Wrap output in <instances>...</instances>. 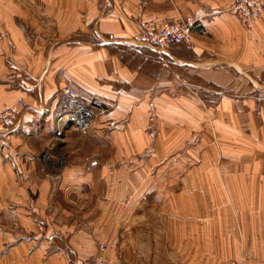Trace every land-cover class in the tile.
<instances>
[{"label":"crops","instance_id":"crops-1","mask_svg":"<svg viewBox=\"0 0 264 264\" xmlns=\"http://www.w3.org/2000/svg\"><path fill=\"white\" fill-rule=\"evenodd\" d=\"M229 2L0 0V70L3 75L0 79L5 80V69L9 67L32 73L45 70L51 64L61 79L56 81L57 77L38 73L44 84L57 85L58 81L64 84L63 71L72 70L77 74L64 73L70 83L92 85L85 89L108 97L110 90H104V80L110 78L113 67L110 52L104 45L109 42L107 37L120 44L131 43L138 22L144 18L159 21L178 15L194 16L196 22L191 28L190 45L170 44L166 48H155L157 50L151 54L163 55L173 77L197 88L195 94L182 88L171 99L196 103L195 109L185 108L183 103L175 104L181 108L182 123L195 117L197 130L203 131V140L206 134L209 136V156H203L205 151L202 154L198 150L197 154L202 161L198 169L202 164L212 166L213 180H224L212 195L228 196L230 203L238 208V214L243 216L245 228H256L259 223L263 227L264 15L246 28L226 12ZM137 5H142L141 11L137 10ZM45 22L53 26L46 29ZM78 32L94 33L100 44L92 47L89 43L68 39ZM48 36L55 41L61 38L72 43L52 45L44 56V38ZM52 54L54 59L50 61ZM114 66L119 71L113 74V82L127 81L136 87L140 75L137 70L115 61ZM165 73L168 75L167 69ZM172 82L175 81L165 84ZM202 85L213 87L216 101L213 106L206 107L203 103ZM165 92L152 100H161ZM14 96L16 93L8 84H0V107ZM128 96L126 98L124 93L116 99L113 114L132 111L136 115V101L144 99L138 100L141 94L137 90L136 96L134 93ZM163 100L168 101L167 98ZM146 113L148 116V111ZM28 114L32 115L25 112V119L29 118ZM67 115L58 118L59 129L66 127L71 132H84L92 123L87 119L89 122L86 120L81 127L78 124L82 122L70 118L75 123L67 125L68 118L64 119ZM209 116L212 120L207 118L209 122L205 124ZM21 121L7 137L3 138L0 133V264H70L71 258L85 259L95 247L92 235L100 225H96L93 234L87 231L83 223L77 221L76 213L70 210L71 204L61 205L58 198L77 196L100 175L108 179V163L98 160L89 165L77 155L49 158L44 154L42 138L47 123ZM95 168L98 171H94ZM248 243L257 244L249 240L245 244ZM244 258L245 264H264V247L245 253Z\"/></svg>","mask_w":264,"mask_h":264},{"label":"rangeland","instance_id":"rangeland-1","mask_svg":"<svg viewBox=\"0 0 264 264\" xmlns=\"http://www.w3.org/2000/svg\"><path fill=\"white\" fill-rule=\"evenodd\" d=\"M142 8V5H137L138 11ZM186 18L195 20L189 14L159 21L144 18L137 24L136 35L143 24L160 22L156 24L161 25ZM52 26L51 22H45L46 29ZM89 29L91 31L92 28ZM68 39L89 43L92 47L100 44L94 33L78 32ZM191 39L190 29L188 45L192 43ZM44 40V56L52 45L72 43L61 38L57 39L58 42L49 36ZM106 41L109 42L104 45L110 52L113 67L110 78L104 80V90H110L108 97L85 89L92 85L70 83L64 73L77 74L72 70L63 71L64 84L60 81L57 85L44 84L39 79L44 72L45 77H57L56 81L61 79L51 64L45 70H33L32 73L9 67L5 69V80L0 79V84H8L16 93L12 101L0 107V112L12 109L7 127L0 129L3 138L11 130H16L21 120L26 124H39L40 120L47 123L42 138L44 154L49 158L62 156L65 159L69 155H77L89 165L98 160L108 163V179L98 174L100 177H96L82 193L58 198L61 205L71 204L70 210L76 213L77 221L82 222L87 231L93 234L96 225H100L92 235L96 243L90 256L85 259L74 257L69 263L245 264V253L260 251L264 247V226L259 223L256 228H245L243 216L238 214V208L230 203L229 197L212 195L224 180H213L212 166L202 164L198 169L202 161L198 160L197 152L199 150L203 154L205 151L203 156H209V136L206 134L203 140V131L197 130L195 117L187 123H182L179 117L181 108L175 103L195 109V102L171 99L182 88L195 94L196 86L173 77L168 69L169 62L163 55L153 56L151 52L157 49L140 44L135 35L131 43L120 44L108 37ZM53 59L52 54L50 61ZM114 61L139 72L136 87L127 81H112L113 74L119 71ZM0 76H3L2 70ZM173 80L175 82L171 85L165 84ZM202 87L203 103L206 107L213 106L216 102L213 87ZM65 88L76 92L77 105L66 97ZM136 90L141 94L138 100L144 99L139 103L136 101V115L132 111L113 114L116 99L124 93L126 98L133 93L136 96ZM164 92L161 100H152ZM52 104L54 109H51ZM52 110L55 111L48 114ZM27 111L32 115L28 114L29 118L25 119ZM65 114H69L64 118H68L67 125L75 123L70 119L75 114L78 119L74 120L82 122L79 126L84 127L87 119L92 123L84 132H71L66 127L59 129L58 118ZM207 118L211 117L205 118V124L209 122ZM89 227L91 229L88 230ZM248 240L257 244H245Z\"/></svg>","mask_w":264,"mask_h":264},{"label":"built area","instance_id":"built-area-1","mask_svg":"<svg viewBox=\"0 0 264 264\" xmlns=\"http://www.w3.org/2000/svg\"><path fill=\"white\" fill-rule=\"evenodd\" d=\"M226 12L234 16L246 28L251 27L256 18L264 15V0H230ZM175 23L150 22L141 26L135 39L152 49L166 47L175 43H190V29L195 20L186 18ZM64 94L78 104L77 94L73 89L65 88ZM12 109L0 112V129L7 127Z\"/></svg>","mask_w":264,"mask_h":264},{"label":"bare ground","instance_id":"bare-ground-1","mask_svg":"<svg viewBox=\"0 0 264 264\" xmlns=\"http://www.w3.org/2000/svg\"><path fill=\"white\" fill-rule=\"evenodd\" d=\"M78 108H80V104L78 105ZM72 115V114H71ZM76 114L75 115H72L71 117H73V119H76Z\"/></svg>","mask_w":264,"mask_h":264}]
</instances>
